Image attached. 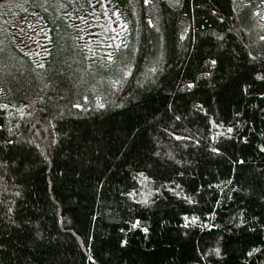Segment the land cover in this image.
Here are the masks:
<instances>
[{
	"label": "trees",
	"instance_id": "trees-1",
	"mask_svg": "<svg viewBox=\"0 0 264 264\" xmlns=\"http://www.w3.org/2000/svg\"><path fill=\"white\" fill-rule=\"evenodd\" d=\"M12 1L0 2V103L13 105L7 110L10 117L0 109L5 125L0 141L23 138L39 147L33 151L37 163L27 174L0 170L4 264L9 258L12 264H93L88 256L95 264H195L199 252L218 244L228 251L223 264H245L248 246L264 240L258 224L237 226L241 218L251 220L253 215L264 221V200L259 199L264 185L253 182L264 169V153L257 149L264 143V113L256 108H264L257 96L264 83L252 84L248 95L239 87L252 82L254 69L246 53L264 50L260 0H150L148 5L110 0L109 7L119 10L127 28L90 17L96 5L87 0H74L68 9L49 0L47 12L35 6L43 0ZM65 11L72 15L66 18ZM38 17L42 20L37 25ZM28 21L36 33L44 28L52 43L35 34ZM112 28L123 41L119 49L101 44L110 42ZM214 32H227L230 49L238 53L231 62L232 78L213 71V78L186 91L183 84L200 70H211L203 60L215 58L208 56L216 51L209 43ZM27 36L36 44L22 50L14 38ZM108 51L114 53L111 64L105 60ZM124 65L134 75L114 95L110 81L122 75ZM153 67L159 69L156 77L148 73ZM75 103L86 110L73 108ZM22 104L29 105L24 111L32 116L17 114ZM197 104L204 110L193 107ZM230 125L234 133L228 140L224 136ZM237 132L248 136L247 144L238 140ZM173 134L185 139L176 140ZM215 146L223 156L210 152ZM241 157L244 166L236 163ZM169 180L174 183L167 184ZM176 185L179 196L168 190ZM133 189L134 199L121 195ZM145 197L151 203H137ZM8 207L14 213L5 215ZM184 214L199 219L192 224ZM137 217L141 224L133 228ZM143 227H148L147 234ZM121 239L128 241L123 249Z\"/></svg>",
	"mask_w": 264,
	"mask_h": 264
},
{
	"label": "snow or ice",
	"instance_id": "snow-or-ice-1",
	"mask_svg": "<svg viewBox=\"0 0 264 264\" xmlns=\"http://www.w3.org/2000/svg\"><path fill=\"white\" fill-rule=\"evenodd\" d=\"M25 2H28V0H25ZM150 2V0H143V3L145 5H148ZM49 0H43V3H39L36 4V7H40L43 9V11L47 12L48 8L46 7V5H48ZM56 3L59 5L60 8L63 9H68L69 7L74 5V0H56ZM87 3L89 6H92L93 4L96 5V8H99V12H97L96 8H92V11L88 13V15L90 17H92L93 19H100L101 17L106 18L107 22L109 24L112 23H120L123 24V26L125 28L128 27L127 23H125L123 20H121V13L119 12L118 9L112 7H109L110 4V0H87ZM261 5H264V0H260ZM24 11H27V9H23ZM111 12V14H110ZM32 15L35 17L37 16V14L35 12L32 13ZM72 15L71 12L65 11L64 12V16L70 17ZM212 15H216V10L213 9L212 10ZM113 17H116V20H113ZM77 19L81 20L82 22L85 21V17L83 16H77ZM221 21L224 20V17H220ZM262 19H264V17H262ZM42 18L38 17L37 18V25L41 22ZM5 23H7V21H5ZM20 23L23 24L25 23L24 20H20ZM28 27L31 28L33 30V32L35 34H38L42 37V39L47 40L49 44L52 43V39L49 36L48 32L44 29V28H40L39 29V33H36V27L31 23V21H28ZM147 24L149 26L153 25V21L152 19H148ZM15 26V25H13ZM21 32L24 31L23 28L20 29ZM81 32H83V29L80 30ZM112 33L114 35L108 37V43H105L104 41H101V44H103V46L107 49H111L113 47H115L116 49H119L121 47V45L123 44V41L120 40V37L118 34L116 33V29L112 28L111 29ZM231 30H229L230 32ZM214 38V39H213ZM14 39H18L19 40V46H22V50H26L27 46L29 43L31 44H36V41L34 40L33 36H27L26 39H21L19 37H15ZM77 39H83L82 36H77ZM261 41H264V36H261L259 38ZM117 40H120V43L117 44L115 43ZM209 43L214 45L216 51H209L208 56H215V58H206L203 60V65L205 67H209L211 70L209 71H205V70H200L199 74L196 76H193L192 79H190L186 84H183V89L184 90H192L194 88H196L201 82L202 80L205 79H211L213 78V71L219 72L221 75V78H228L231 79L232 78V69H231V62L236 58V56L238 55V53H236L235 51L231 50L229 47V36L227 32H219V33H211L209 36ZM125 47H127L126 45H124ZM245 47H247V45H245ZM25 54L28 56H32V55H40V53H33V52H27L25 51ZM44 55L45 56H49L50 53H48L47 51H44ZM93 55H95L93 53ZM247 58L252 62V66H253V74H252V82L248 83V82H244L241 83L239 85L240 90L242 93H244L245 95H248L251 93L252 91V84L256 83V82H261L264 83V50L261 51H257L256 54L254 55L252 51H248L246 53ZM105 60L111 64L114 62V53L112 51H108L106 56H105ZM36 63V67L37 68H44V64L43 63H39V62H35ZM228 64L229 67H225V64ZM257 65H259V67H257ZM91 63H89V67H91ZM159 71L158 68L153 67L151 69L148 70V73H150L153 77H156L157 72ZM148 73H144L145 78L148 79ZM134 73L128 68L127 65H124L123 71H122V75L119 78L116 79H112L110 81V88L111 90H113V94H119L120 91L123 89L125 83H126V78L133 76ZM154 82V81H153ZM137 84L139 87H143V85L140 83V81H137ZM46 87V86H45ZM0 91H3V89H0ZM130 95H134L132 93H130ZM257 96L259 99L264 100V90H260L257 93ZM41 100H43V97H39ZM84 101L88 102L89 101V97L88 96H84L83 97ZM99 99V98H97ZM13 107V105H10L8 103H0V109L5 110L6 115L7 116H12V112L7 111L9 108ZM29 107L28 104H22L19 108H16V112L20 117H24L25 115L28 116H32L33 113L32 112H28L25 113L24 109ZM73 108L75 109H79V110H86L85 109V105L81 104V103H75L72 105ZM92 105L89 102L87 105L88 109H91ZM97 107L100 109L105 108V104L104 103H97ZM194 108L203 111V106L202 105H194ZM256 108L258 109V111L264 113V108H261L259 106H256ZM240 113L237 112V116H239ZM174 119L175 120H180L181 116L179 115H174ZM49 124H51V121H48ZM53 128L55 127V125H51ZM217 127H221L222 125H216ZM35 127V126H33ZM5 128V125L3 123H0V129ZM7 131L9 133H11L12 129L8 128ZM226 133L228 134L227 136H224V133H217L216 135H220V136H224L225 139L231 140L233 139V133H234V128L230 125L226 128ZM262 137H264V132H262L260 134ZM236 136L238 138V140L244 144L248 143V136L247 135H241L240 133H236ZM173 138L176 140H181V139H185V137H181V136H176L175 134H173ZM212 139H215V135L213 137H211ZM52 144L56 143V140L53 138L51 141ZM195 145L198 147L200 145V141L197 140L195 142ZM39 147V145H34L32 144L31 141H25L23 140V138L21 140H14L12 138H8L5 137L2 141H0V170H4L7 172H11L13 175H16L17 173L20 175H25L27 174V172L37 163V158L36 156L33 155V151L35 148ZM185 147H187V145H185ZM257 149L259 152L264 153V143L258 144L257 145ZM210 152L217 155V156H223L224 152L221 151V147L219 146H215V147H210ZM43 155V154H41ZM43 159L46 161L48 159L47 155H43ZM236 163L244 166L246 161L244 158H237L236 159ZM179 175H183V172H179ZM137 176L138 177H142L143 176V172H137ZM232 178H229L228 183H232ZM248 181L245 180V183H247ZM253 182L256 185H264V169L260 170L256 177L253 178ZM174 183L173 181L169 180L167 181V184H172ZM236 183H240V181H236ZM167 184L165 186H167ZM164 187V186H162ZM179 185H176L175 188H169V191H172L175 195L179 196V192L176 191V188H179ZM161 188H156L155 192L156 193H160L161 192ZM239 190V189H237ZM17 195H20V193L18 192ZM122 196H126L128 198H133L135 197V189H133L132 191H128V192H122L121 193ZM184 199H188L187 197H185ZM259 199L264 200V188H262L260 194H259ZM190 203H195V201H189ZM137 203H141V204H148L151 203V201H149L146 197L141 200V201H137ZM14 213L13 208L8 207L6 209V212L4 213L5 215ZM243 215V214H241ZM185 221H188L189 219L191 220L192 224H195V222L199 219V217L197 216H192L189 218V216L187 214H184L182 217ZM10 222L15 224L16 220L15 219H10ZM141 224L140 219L134 218L131 221V226L133 228H138L139 225ZM251 224H258V227L261 231H264V221H258L257 217L255 215H253L251 217V220L248 219H244L241 218L239 220V223L237 226H241V225H251ZM185 227H188V224H185ZM209 228H212L213 225H208ZM141 231H143L145 234H147L149 232L148 227H143L142 229H140ZM250 231H255V228H249ZM39 235V233H37ZM128 244V241L126 239H121L119 241V247L121 249L125 248ZM6 251V245L5 243H3L2 241H0V264H4V253ZM228 255V251L225 248H222L221 246L215 247V248H211L208 251H201L199 252L195 257V264H223V261L225 259V257ZM244 258H245V264H264V240L259 241V243H253L251 245L248 246L247 250L244 252ZM87 259L89 261H92L93 264H95V258L93 256H88ZM7 264H12L11 259H8ZM25 264H30V261H25Z\"/></svg>",
	"mask_w": 264,
	"mask_h": 264
},
{
	"label": "rangeland",
	"instance_id": "rangeland-1",
	"mask_svg": "<svg viewBox=\"0 0 264 264\" xmlns=\"http://www.w3.org/2000/svg\"><path fill=\"white\" fill-rule=\"evenodd\" d=\"M0 2H2V3H5V4H11L13 1L11 0L10 2H9V0H0Z\"/></svg>",
	"mask_w": 264,
	"mask_h": 264
}]
</instances>
